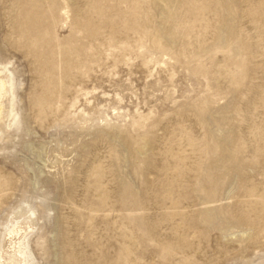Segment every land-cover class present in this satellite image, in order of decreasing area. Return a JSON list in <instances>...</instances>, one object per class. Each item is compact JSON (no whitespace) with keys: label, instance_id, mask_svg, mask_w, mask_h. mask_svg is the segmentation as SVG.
Here are the masks:
<instances>
[{"label":"rangeland","instance_id":"374dc122","mask_svg":"<svg viewBox=\"0 0 264 264\" xmlns=\"http://www.w3.org/2000/svg\"><path fill=\"white\" fill-rule=\"evenodd\" d=\"M1 81L0 264H264V0H0Z\"/></svg>","mask_w":264,"mask_h":264},{"label":"bare ground","instance_id":"6f19581e","mask_svg":"<svg viewBox=\"0 0 264 264\" xmlns=\"http://www.w3.org/2000/svg\"><path fill=\"white\" fill-rule=\"evenodd\" d=\"M3 87H4V84H3V82L1 81V82H0V90L3 89ZM0 112H1V106H0ZM11 234H18V233H17L15 230H12V231H11ZM16 247H17V246H16ZM14 248H15V247H14ZM21 250H22V249H21ZM21 250H20V248L16 249L17 253L19 254V257L22 258V260L20 259V260H21L20 262H22L23 264H26V261H25L26 259H25V257H24L25 255H24V253H23L24 251L22 250V251H23V252H22ZM14 251H15V250H14ZM23 255H24V256H23ZM11 256H12V255H11ZM7 257H8V256H7ZM12 257H13V256H12ZM15 257H16V255H14V258H15ZM16 258H17V257H16ZM0 260H1V259H0ZM10 260H11V259H9V261H10ZM12 260H13V258H12ZM12 260H11L10 262H13ZM15 261H16V260H15ZM6 262H7V261H6ZM17 262H18V261H17Z\"/></svg>","mask_w":264,"mask_h":264}]
</instances>
